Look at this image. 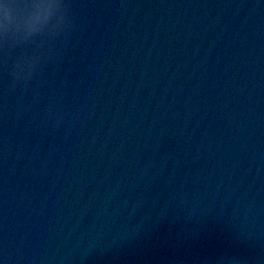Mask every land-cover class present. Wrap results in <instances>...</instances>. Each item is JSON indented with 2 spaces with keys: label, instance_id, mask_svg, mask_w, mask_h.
Instances as JSON below:
<instances>
[{
  "label": "water",
  "instance_id": "obj_1",
  "mask_svg": "<svg viewBox=\"0 0 264 264\" xmlns=\"http://www.w3.org/2000/svg\"><path fill=\"white\" fill-rule=\"evenodd\" d=\"M40 2L0 0V262L264 264V0H61L29 35Z\"/></svg>",
  "mask_w": 264,
  "mask_h": 264
},
{
  "label": "snow or ice",
  "instance_id": "obj_2",
  "mask_svg": "<svg viewBox=\"0 0 264 264\" xmlns=\"http://www.w3.org/2000/svg\"><path fill=\"white\" fill-rule=\"evenodd\" d=\"M59 6H62L61 0H41L37 4L38 11L29 25V31H37L41 25L47 24L54 15L53 10Z\"/></svg>",
  "mask_w": 264,
  "mask_h": 264
},
{
  "label": "clouds",
  "instance_id": "obj_3",
  "mask_svg": "<svg viewBox=\"0 0 264 264\" xmlns=\"http://www.w3.org/2000/svg\"><path fill=\"white\" fill-rule=\"evenodd\" d=\"M5 7H6V15H7L8 5H6ZM35 7L37 8V5H36ZM61 7H62V6H59V7L55 8V9L53 10L54 13H55L57 10H59ZM5 32H6V30H5ZM26 33H28V34L30 35V34H32V31H27Z\"/></svg>",
  "mask_w": 264,
  "mask_h": 264
}]
</instances>
